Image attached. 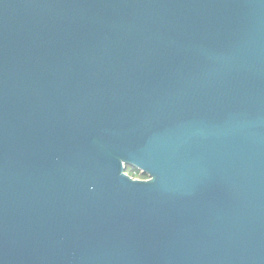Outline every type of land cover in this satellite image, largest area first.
Listing matches in <instances>:
<instances>
[{
  "label": "water",
  "instance_id": "1",
  "mask_svg": "<svg viewBox=\"0 0 264 264\" xmlns=\"http://www.w3.org/2000/svg\"><path fill=\"white\" fill-rule=\"evenodd\" d=\"M0 264H264V0H0Z\"/></svg>",
  "mask_w": 264,
  "mask_h": 264
},
{
  "label": "built area",
  "instance_id": "2",
  "mask_svg": "<svg viewBox=\"0 0 264 264\" xmlns=\"http://www.w3.org/2000/svg\"><path fill=\"white\" fill-rule=\"evenodd\" d=\"M127 173L131 174L128 170L126 171ZM136 172L134 171L133 174H131L134 178H140L138 175L135 174Z\"/></svg>",
  "mask_w": 264,
  "mask_h": 264
},
{
  "label": "rangeland",
  "instance_id": "3",
  "mask_svg": "<svg viewBox=\"0 0 264 264\" xmlns=\"http://www.w3.org/2000/svg\"><path fill=\"white\" fill-rule=\"evenodd\" d=\"M127 170L131 172L132 170H135L133 166H128Z\"/></svg>",
  "mask_w": 264,
  "mask_h": 264
},
{
  "label": "flooded vegetation",
  "instance_id": "4",
  "mask_svg": "<svg viewBox=\"0 0 264 264\" xmlns=\"http://www.w3.org/2000/svg\"><path fill=\"white\" fill-rule=\"evenodd\" d=\"M133 172H134V171H133ZM136 175H138L140 178H145V177H143L142 174H140V172H136Z\"/></svg>",
  "mask_w": 264,
  "mask_h": 264
},
{
  "label": "trees",
  "instance_id": "5",
  "mask_svg": "<svg viewBox=\"0 0 264 264\" xmlns=\"http://www.w3.org/2000/svg\"><path fill=\"white\" fill-rule=\"evenodd\" d=\"M133 171H135V172H139V171H137V170H132L130 173L133 174V173H134ZM135 174H136V173H135ZM143 177L146 178L147 176H146V175H143Z\"/></svg>",
  "mask_w": 264,
  "mask_h": 264
}]
</instances>
